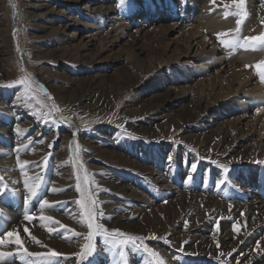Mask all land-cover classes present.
Returning a JSON list of instances; mask_svg holds the SVG:
<instances>
[{
	"label": "rangeland",
	"instance_id": "374dc122",
	"mask_svg": "<svg viewBox=\"0 0 264 264\" xmlns=\"http://www.w3.org/2000/svg\"><path fill=\"white\" fill-rule=\"evenodd\" d=\"M117 3L0 0V234L18 230L28 251H57L55 264H153L145 245L164 264H264V82L254 67L264 48L219 42L264 33V0H245L243 14L234 0ZM235 70L257 97L237 88ZM29 77L30 88L18 83ZM17 155L42 175L27 205ZM77 175L91 181L95 223L123 234L116 244L94 237L83 258ZM44 199L53 207L41 212Z\"/></svg>",
	"mask_w": 264,
	"mask_h": 264
},
{
	"label": "snow or ice",
	"instance_id": "6c2138e0",
	"mask_svg": "<svg viewBox=\"0 0 264 264\" xmlns=\"http://www.w3.org/2000/svg\"><path fill=\"white\" fill-rule=\"evenodd\" d=\"M123 2V0H118L117 7L119 8L120 4ZM235 6L238 9V14H243L245 11V0H234ZM241 21H237V24H239ZM219 40V36H218ZM219 42L223 45L225 48H232L235 49L237 47L243 48L245 50H256L257 48H264V33H262L259 36L255 37H246L241 41L239 38L234 39H226V40H219ZM248 67V66H246ZM255 70L257 74L260 77L261 82H264V62L258 63L255 66ZM30 81L31 77L27 78V80H20L18 83L23 85L25 88H30ZM17 153L19 154L22 149H16ZM48 160V157L44 158V164L39 165L40 167H46V162ZM168 160L171 162L172 157L169 156ZM17 163L19 165L21 174L24 176V188L27 192V195L24 197V203L27 205L33 197L36 195L41 182H42V175H33L29 176L26 171V166L28 165L27 161L20 162L19 155H17ZM197 167V164L193 163L191 165V168L195 170ZM224 167V166H221ZM77 191L81 194V198L76 200L75 203L80 207L81 210V216L84 221L87 223V227L89 229L87 239L89 243L84 246V248L81 250L82 252V258L83 257H90L93 255L94 252V245L92 244V241L94 237L100 236L105 238L107 242L111 241L113 244H116L117 242V235L120 237L123 236V234H110L106 230L103 229L102 225L96 224V200L92 197V195L89 192V187L91 181L87 177V175L81 177L80 175H77ZM0 180H2V177H0ZM6 187L3 185H0V195H3V193L6 191ZM50 191L55 192L57 189L53 188ZM53 205L49 203L48 199L41 200L39 202V209L41 212H44L45 209L52 208ZM231 207V205H230ZM24 221L26 222H32L36 219V217L32 214V212L26 214L23 217ZM41 221H51L52 217L47 215H41L39 217ZM43 226V225H42ZM187 226V225H186ZM61 228H63V225H60ZM218 224L214 226V231L217 230ZM46 231L49 233H52L54 230L51 227H46ZM233 231H238V228L236 225H233ZM24 233L29 237V239L37 244L41 245L40 240H38L35 236H33L29 230L28 227H24ZM78 235L77 233H73V236ZM128 241H132V238L129 237ZM121 244L125 243L123 239H120L119 241ZM12 245L15 247V251L9 252L4 251L3 249L7 246ZM43 247V245H41ZM150 257L153 258V264H164V261L159 257V254L152 250V248L145 245L143 249ZM62 254L58 253L55 250H49L47 252H30L27 250L26 242L23 239V237L19 234L18 230H12V231H5L3 234H0V264H4L5 260L8 257L12 256H24L31 258V260H28L26 264H55V260L60 258ZM121 255H123V252H121Z\"/></svg>",
	"mask_w": 264,
	"mask_h": 264
},
{
	"label": "bare ground",
	"instance_id": "6f19581e",
	"mask_svg": "<svg viewBox=\"0 0 264 264\" xmlns=\"http://www.w3.org/2000/svg\"><path fill=\"white\" fill-rule=\"evenodd\" d=\"M109 15H111V14H109ZM110 19H112V18H110ZM119 25L120 24H118V25H116V27H114L113 29H114V32H119V31H121L120 29H119ZM118 30V31H117ZM99 31V30H98ZM96 32L95 31V29H94V31H92L91 33H89V35H85V36H83L82 37V41L80 42V47L78 48L79 49V51H83V50H85V48L86 47H88V46H90V45H92V42L93 41H95L96 39H97V36L100 34V32ZM114 32H107L106 33V37L107 36H111L112 35V33H114ZM191 36H193L194 34H196V35H198V33H199V31H197L196 29L194 30L192 27H190L189 29H188V31H187ZM74 35V34H73ZM72 35V33L71 34H68V36L71 38V36H73ZM209 54H211V53H216V49L215 48H212V49H210L209 50ZM219 58H221V57H219ZM232 75H234V76H236L237 77V81L239 82L238 83V89H241L242 91L244 90L245 91V93H248V94H253L255 97H257V95H258V93L260 92V89L257 87V86H253L252 88H248V86H249V84H250V75L249 74H246V73H243L242 71H240V70H238V71H234L233 73H232ZM248 88V89H247ZM112 182V181H111ZM113 183L116 185V186H120L119 184H117L115 181H113ZM123 190H124V188H123ZM126 193V192H125ZM137 193H135V192H132V193H130L129 195L131 196V197H136L137 195H136ZM219 205V204H218ZM256 205V204H250L249 206H250V208H252V207H254V206ZM219 207H221L220 205H219ZM222 208V207H221ZM18 224V223H17ZM17 224L15 225V226H17ZM19 226H20V224H19ZM18 226V227H19ZM22 227V226H21ZM25 227H27V226H25ZM15 228V227H14ZM135 228V227H134ZM136 229V228H135ZM13 230V229H12ZM139 231H140V229H139ZM148 232V231H147ZM40 233H42V232H40ZM41 237L42 236H45V234H41L40 235ZM44 238V237H43ZM56 246L58 245V244H55ZM66 247H68V246H66ZM67 249V248H66Z\"/></svg>",
	"mask_w": 264,
	"mask_h": 264
}]
</instances>
